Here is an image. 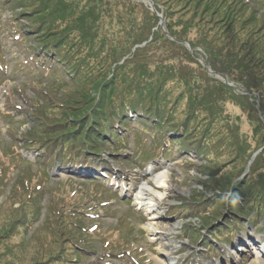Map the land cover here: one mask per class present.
<instances>
[{"label": "rangeland", "instance_id": "obj_1", "mask_svg": "<svg viewBox=\"0 0 264 264\" xmlns=\"http://www.w3.org/2000/svg\"><path fill=\"white\" fill-rule=\"evenodd\" d=\"M66 1L67 7L76 2L73 7L78 11L81 6L89 5L91 0H74L73 3ZM102 1L110 4L115 0ZM162 1L166 2L159 6L158 12L155 11L157 21L153 24L151 19L146 21L144 16L147 10L153 12V3L151 6L147 0H118V18L114 14L110 20L105 18L104 28L94 39L93 47H96V51H93L98 53L95 56L94 52L86 50L90 47L84 43L85 38H81L83 42L69 38L64 40L62 46L66 59H72L79 65L76 67V74L72 76L75 79L63 81H52L53 76L38 77L30 72L21 62L23 54L12 42L10 28L5 26L8 17L17 16L18 21H27V14L22 16L16 13L21 11L20 7L27 8L23 5H30L31 0H23L21 6L14 7L11 12H0V264H43L40 261L57 254L55 248L51 254L50 244L42 242L41 236H47L49 241L55 240L54 234L50 232V207L59 203L72 205L70 209H64L66 218L84 224V234L88 239V251L75 252L71 256L74 262L64 264H264V229L257 230L258 224L252 225L247 219L236 216L241 227L237 231L234 244L225 242L219 246L214 245L216 251L214 257H210L205 247L198 242L199 234H208L206 229L210 227L204 228L199 215L196 212H187L185 208L187 203L195 200L201 203L205 200L204 192L208 185L205 182L211 185L225 182L224 175L232 170V164L217 165L226 160L231 162L229 157L231 151L234 152L232 146L230 151V145L220 141L224 135L220 133L222 128L226 127L232 138L237 141L239 139L235 146L245 142L250 148H255L250 160L243 164L237 162L244 167L243 170H247L251 160L262 151V147L256 149L259 143L252 136L254 121L250 120L254 110L258 114L257 92H248L244 87L254 85L252 81H246L247 77H244V83L230 81L229 76L234 72L222 60H225L226 55L230 58L232 54L242 62L248 61L249 56L243 55L241 49L247 50L250 47L244 43L245 40L255 39V43L260 41V32L252 34V31L258 27L256 21L260 22L258 20L264 16V0H252L251 4L258 6L256 17L248 19L249 17L242 14L235 21L232 17L229 20L222 19L224 10L219 9L221 7L217 9V14L210 15L214 10H204L199 5L201 2L197 3L198 0L187 3L178 0ZM128 2L131 6L138 4L137 12L126 9ZM222 2L225 3L224 0ZM96 5L100 8L98 3ZM252 5L249 6L250 14ZM36 6L39 7L38 4ZM76 11L72 9V18H76ZM130 11L135 15V27H144L146 35L140 34L138 38L142 36L143 42L133 44L130 53L127 52L116 62L110 55L116 49L126 51L129 48L127 43L130 34L125 36L129 25L124 23ZM167 25L168 28L171 26L174 33H180V40L176 36H168ZM148 26L151 27L150 34ZM124 28H127L125 32ZM220 36L223 38L220 39ZM225 37L227 43L224 41ZM145 43L148 44L144 48V57L141 58L147 67L141 70L150 77L141 74L139 69L131 73L132 69L129 68L133 59L130 54L135 48L145 46ZM238 48L239 52L236 51ZM124 59L128 61L125 69L131 75L136 74L132 77L134 82L140 84L136 87L142 88L147 85L145 80H152V87L160 89L158 98L161 105L172 107L175 104L176 107L173 108L176 117H181L186 111L189 114L188 105L197 101V96L203 92L205 86L210 85L211 80L231 88V91L219 89L218 93L212 92L213 97L209 101L222 97L221 109L218 111H209L206 108L202 111V107H199V110L190 112L191 126L197 131L201 130L207 142L201 151L197 154L189 150L180 153L176 150L177 147H168L161 154L155 155L153 160H149L147 157L160 149L152 143L150 135L141 133L136 123L131 121L126 131L128 140L123 149L125 155H109L105 151L102 153L103 159L111 166L112 174L99 182L96 171L86 175L85 170L76 173V168L68 169L65 164L46 165L35 159L37 150L26 149L24 143L28 141H23L21 135L27 133L33 123L24 118V114L27 115L26 110L32 109L31 112L43 115V119L48 121L61 119L73 112L69 107L77 106L78 102L83 101L85 91L81 90V83L77 79L82 80L85 75L91 74L99 81L104 77L102 71L106 69L110 72L104 79L112 78L114 66L120 65ZM136 61L134 59L135 63ZM214 62L217 64L215 69ZM134 67L137 68V65ZM153 72L158 73L155 76ZM126 79L128 78L123 80ZM118 91L122 90L119 88ZM138 92H141L140 89ZM88 93L91 94V91ZM116 93L123 92H115L113 96ZM188 97L195 101H189ZM200 104L201 102L196 107ZM81 112L89 116L91 107L84 105ZM203 124L207 125L204 127ZM209 127L212 131H209ZM48 133L52 132L36 127L33 135L42 136ZM122 136L123 134L115 135V138L120 139ZM208 137L211 142L207 141ZM183 162L209 165L213 169V175L208 176V173L198 169L185 167ZM231 163L236 165V162ZM261 163L264 164V159ZM119 166L124 169L121 171ZM119 172L123 175H118ZM103 173L104 171L101 175ZM255 173L256 179L258 176L259 182H264V166L261 165ZM148 179H151V186L146 184ZM253 179L252 177L251 181L257 183ZM22 184L34 191L29 199L26 197L28 190L22 188ZM141 187L147 189L146 194L139 193ZM214 190L220 191V188L216 186ZM35 191H39V194L36 192L37 197L34 196ZM228 194L226 192L223 195L227 197ZM31 202H36L38 206L34 213L35 220L29 213L32 209ZM225 207L227 205H223V209ZM229 208L228 206V210ZM21 209L30 218L26 223L19 219ZM226 211L221 210L220 214ZM155 227L160 230L174 228L168 235L159 231L155 236L149 231ZM155 240L160 243L154 244ZM2 246H8L10 253H3ZM172 248L173 253L162 256Z\"/></svg>", "mask_w": 264, "mask_h": 264}, {"label": "trees", "instance_id": "obj_2", "mask_svg": "<svg viewBox=\"0 0 264 264\" xmlns=\"http://www.w3.org/2000/svg\"><path fill=\"white\" fill-rule=\"evenodd\" d=\"M22 1L23 0H0V12L9 10L11 12L14 7L21 6L20 3ZM73 1L74 0H69V3H73ZM151 1L155 9H153V12L146 9L147 14H144V16L145 20L147 19L146 21L151 19L154 24L157 21L155 11L158 12L159 6L164 5L166 1ZM178 1L187 3L190 0ZM224 1L227 4L222 2V0V4L218 2V0H198L197 3L201 2L199 5H202L201 7L204 8V10L212 8L214 11L210 15L215 14L217 9L221 7L219 9L224 10L221 18L224 20H229V18L232 17L231 19L235 21L236 18L241 17L242 14L243 16L245 15V17H249L248 19H253L257 15L258 6L252 5V0ZM33 2L35 3L33 4ZM89 3L90 4L85 7L81 6L78 12L73 7L77 4L76 2L74 5L71 6V4H69L67 7L68 2L66 0H31L30 5H23V7H27L24 8L25 10L20 7L21 11L16 13L22 16L27 14L29 18H26V22L18 21L17 16L8 17L7 20H5V26L7 25V27L10 28L12 42L23 54L21 61L29 68L30 72L38 77L47 78V75L53 76L52 81H58L57 79L61 81L64 79H75L72 76L76 74V67L79 64L77 65L72 59H66L62 46L64 40L68 38L74 39L75 41H82L81 38H85L84 43L88 44L90 47L86 50L94 52L93 56L98 54L95 52L96 47H93L94 39L98 32L104 28L103 20L105 18L110 20L113 14L118 18V0L112 1L110 4L104 3L102 0H91ZM97 3L100 5V8L97 7ZM36 4H38L39 7H37ZM250 5H252L251 14L249 10ZM136 8H138V4L134 3V6H131V3L128 2L126 9H128V11L135 10L137 12ZM72 9L77 13L76 18H72L71 16L74 13ZM131 11L128 13V19L125 18L126 21L124 23V25H129L128 32L125 33V36L130 34L127 43L129 48H127L126 51L116 49L115 53L110 55V58L116 62L120 58H123V55L127 52L130 53L133 44L136 45L143 42L142 36L145 34L144 27L142 29H137L135 27V15L131 13ZM130 14H132V16H130ZM258 21H260H256L258 27H256V30L254 29V31H252V34L260 32L258 36L260 41L255 43V39L254 41L245 40L244 43L250 47L247 50L241 49L243 55L246 54L249 56L248 61L242 62L230 53V58L226 55L225 60L223 59L222 61L227 63L232 72H234L230 74L231 76L228 75L230 81L244 83V77H247L246 81H252L254 85H244V87L248 92H252V90L257 92L258 114H256L254 110L252 115H250V120L254 121L252 136L259 143L256 149L262 147V151L257 153L255 158L251 160L248 169L243 170L244 167L240 164L251 159L250 157L254 153L255 148H250L245 142H240L235 146L234 144L237 143L239 139L237 141L236 138H232L231 132L226 129V127L222 128L223 131L220 133L224 135L221 136L223 140L220 141H224L230 145V151L231 146L234 148L235 153L231 151L229 159L231 158V162H236V165L229 160L217 164H232V170L224 175L226 181H221L219 184L216 183L215 185L205 182L208 184L204 192L205 200L201 203L195 200L185 205L187 212H196L199 215L204 228L210 227L206 229L209 233L206 235L199 234L198 239L199 244L205 247L210 257H214V252L216 251L214 245L219 246L225 242H233L235 240V235L241 227V223L235 218L236 216L247 219L252 225L258 224V226L256 225L257 230L264 229V182L260 183V179L258 176L256 179L255 173L257 169H260L261 165L264 166V164L261 163L264 159V16ZM243 24L245 25V23ZM123 30L125 32L127 28ZM148 30L150 34L151 27L148 26ZM167 30L169 37L173 38L176 36L175 38L177 40L181 39L180 33L176 31L174 33L171 26L168 28L167 25ZM154 33L156 34V32ZM140 34H142V36L138 38ZM62 38L65 39L62 40ZM222 38L223 37L220 36V39ZM145 39H147V37ZM164 39L167 41L166 38ZM224 41L227 43V37L224 38ZM187 42L189 41L187 40ZM148 43H145V46L135 48L134 52L130 54V57L133 58V65L131 64L129 66V68L132 69L131 73H135L137 69H139L141 74L147 75L143 72L147 66L142 62L141 57H144V48L147 47ZM112 49L114 50L115 48ZM236 51L239 52V48ZM207 52L211 54L208 50ZM134 59L137 60V64L134 62ZM127 62L128 61L124 59L120 65L114 66L112 78L104 79L110 72L106 69L102 71L104 77L99 81L91 74L85 75L82 80L77 79L78 83H81V90L85 91V96L82 99L83 101H81L82 103L78 102L77 106L69 107L73 110L72 113L66 114L61 119L48 121L43 119V115L31 112L32 109L26 110L27 115L24 114V118L33 123L31 127L27 129V133L21 135L23 141H28L24 143L26 149L31 148L37 150L35 159L44 162L46 165L62 163L65 164L68 169L76 168V171H80V167H91L95 169H102L103 166L111 167L103 159L102 153L105 151L109 155L117 153L119 156H123V149L128 140V134H123L120 139H116L115 135L122 134V132L129 129L131 121L136 123L137 129H139L141 133L150 135L152 143L159 149L168 147H173L174 149V147H177L176 150H178V152H186L189 150L194 154L201 151L207 142L204 139L205 137L202 136L201 130L197 131L195 127L193 128L191 126L190 122L192 119L190 120V112L199 110V107H202V111L204 108L209 111H218L221 109L222 102L220 101H222V97L209 101V98L213 97L212 92L218 93L219 89L231 91V88L222 83L218 85L217 81L211 80L209 86H203L204 90L197 96V101L191 102V104L188 105L190 107V111L188 110L189 114L185 108H183L186 112L181 117H176L175 109L173 108L175 104L172 107L161 105L160 99L158 98L160 89L152 87V80H145L147 85H144L142 88L136 87L140 86V84L134 82L132 79L136 74L131 75L127 69H125ZM214 63L213 69L217 66L216 62ZM135 65H137V68L134 67ZM133 67L136 69L135 71ZM198 68L200 71V67ZM217 71L220 70L217 69ZM235 71H237L238 74L235 73ZM157 73L158 72H153V75L156 76ZM147 76L150 77V75ZM126 77L128 79L123 80ZM120 81L122 82L120 83ZM148 82L150 83L148 84ZM119 88L122 91H118ZM217 88L218 90L215 91ZM139 89L141 92H138ZM88 91H91V94L93 93L92 97H90L91 94H89ZM115 92L123 93H116V95L113 96ZM46 96L50 100H53L51 96L47 94ZM188 99L189 101H195L192 97H188ZM199 102H201L200 106L196 107ZM65 105L67 106V104ZM84 105L91 107V115L87 116L83 112L80 113ZM79 113L81 115H79ZM259 116L260 119L258 118ZM206 125L207 124H203L202 126L205 127ZM36 127L46 129L52 133L34 136L33 133ZM209 131H212V128L209 127ZM209 140L210 138L208 137L207 141ZM157 154L158 152L148 157L150 160H153ZM237 162H240V164L238 165ZM182 165L208 173V176H211V174L213 175V173H211L213 169H211L209 165H194L189 162H183ZM105 171L106 173L110 172L109 169H105ZM252 177L254 178L253 180L256 179L257 183L251 181ZM210 181L216 182L211 179ZM216 186L220 188V191L214 190ZM15 187L16 189L19 188L18 185ZM21 187L28 190L26 197L29 199L34 191L25 184H22ZM226 192L229 193L227 197L223 195ZM34 196L37 197L36 191ZM31 204L32 209L29 213L30 216L33 215V220H35L34 213L37 212L38 206L36 202H31ZM223 205H227V207H225L226 209H223ZM55 206L58 208H55ZM228 206L231 209L229 208L228 210ZM70 207H72L71 204L65 206L63 203H59L58 205L54 204L50 207V212L52 213L50 222L52 227L50 228V232L54 234L55 240L49 241L47 236H41V241H45L48 245L50 244L49 248L51 254H53L54 248L57 249V254H53L40 261L43 264H58L59 262L62 264L71 263L74 262L71 256H74L75 252L83 253L84 251H88V239L85 237L86 234H84L86 226L79 221L67 220L66 218L67 214L64 212V209H70ZM221 210L227 211L224 212V214H220ZM19 219L26 223L30 218H28V214L25 215L24 211L21 209ZM63 222L65 225H63ZM191 234H193V232H191ZM2 251L3 253H10L8 246H2Z\"/></svg>", "mask_w": 264, "mask_h": 264}, {"label": "bare ground", "instance_id": "obj_3", "mask_svg": "<svg viewBox=\"0 0 264 264\" xmlns=\"http://www.w3.org/2000/svg\"><path fill=\"white\" fill-rule=\"evenodd\" d=\"M150 180H151V179H148V180L146 181V184H147L148 186H151V185H152V184H151L152 182H151ZM154 185L159 186V185H157V184H154ZM139 190H140L139 193H140L141 195H144V194L147 193V189H146L145 187H141ZM138 198H142V199H143L144 197H138ZM142 205H145V204L142 203ZM173 228H174V227H173ZM173 228L168 229V230H167V229H165V230H163V229L160 230L159 228H156V227H155V228H151V230H149V231L152 232L155 236L158 235L160 232H162L164 235H168L169 233L172 232L171 230H172ZM159 231H160V232H159ZM158 243H160L159 240H155L154 244H158ZM174 248H175V247H174ZM174 248H172V249H171L170 251H168V252H165L164 254H162V256L165 257V256L170 255L171 253L174 252V250H173ZM263 248H264V247H263ZM171 264H176V263L174 262V263H171ZM254 264H256V263L254 262Z\"/></svg>", "mask_w": 264, "mask_h": 264}, {"label": "water", "instance_id": "obj_4", "mask_svg": "<svg viewBox=\"0 0 264 264\" xmlns=\"http://www.w3.org/2000/svg\"><path fill=\"white\" fill-rule=\"evenodd\" d=\"M147 1L150 2L151 6H152V2H151V0H147Z\"/></svg>", "mask_w": 264, "mask_h": 264}]
</instances>
